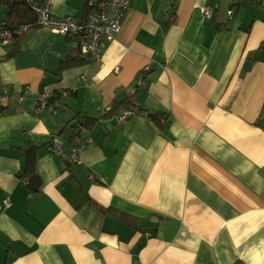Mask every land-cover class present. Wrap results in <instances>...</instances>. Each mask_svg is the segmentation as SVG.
<instances>
[{"label": "crops", "instance_id": "crops-1", "mask_svg": "<svg viewBox=\"0 0 264 264\" xmlns=\"http://www.w3.org/2000/svg\"><path fill=\"white\" fill-rule=\"evenodd\" d=\"M18 44L0 40V264H264V0H130L99 61L46 26Z\"/></svg>", "mask_w": 264, "mask_h": 264}, {"label": "built area", "instance_id": "built-area-1", "mask_svg": "<svg viewBox=\"0 0 264 264\" xmlns=\"http://www.w3.org/2000/svg\"><path fill=\"white\" fill-rule=\"evenodd\" d=\"M18 1H23L29 6L34 14V19L30 23H24L13 29H9L5 25L0 26V40L10 41L14 33H25L33 26H46L55 33L74 36L76 45L83 54L87 55L90 61H99L104 41L114 39L120 30L125 11L130 4V0H89V5H95L94 13L86 20L79 21L70 15L61 17L53 15L49 0L43 2L36 0ZM201 12L205 16L211 14L209 7L206 6L201 7ZM232 13V10H229L228 16H231ZM144 70H148V67H145ZM4 92L8 91L5 90ZM46 103L47 95H38L32 107L36 113H40ZM129 114L130 111H125L120 115V118H125ZM76 137L78 136L76 135ZM79 147L75 145L71 147L65 155L66 161L76 162L79 160ZM48 151L50 154L62 153V145L57 138L51 141ZM2 202L8 204L9 199L6 198Z\"/></svg>", "mask_w": 264, "mask_h": 264}, {"label": "trees", "instance_id": "trees-1", "mask_svg": "<svg viewBox=\"0 0 264 264\" xmlns=\"http://www.w3.org/2000/svg\"><path fill=\"white\" fill-rule=\"evenodd\" d=\"M3 1H5L6 4H7L8 17L12 20V23L5 25L9 29L10 28L13 29L15 27H18V26L24 24V23H30L34 19L33 18L34 14L32 13V11L30 10L29 6L25 2L18 1V0H3ZM31 13H32L33 16H31ZM23 34L24 33H20V34H15L14 33V34H12L13 47H12V50H10L4 56L5 59L10 58L13 55V52L16 49L19 48L18 41L23 37ZM72 47H73L72 48L73 53H77L78 52V53L82 54L81 50L78 48L77 45H73ZM118 102H120V101H114L113 106H112V110L117 108V106L119 105V104H117ZM153 117H155V116H153ZM89 123H90V120L88 119L84 124L86 125V124H89ZM24 174H28L27 170L24 171ZM31 177L34 178L35 175H33Z\"/></svg>", "mask_w": 264, "mask_h": 264}]
</instances>
